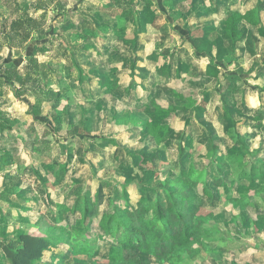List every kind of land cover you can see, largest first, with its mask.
Wrapping results in <instances>:
<instances>
[{"label":"rangeland","instance_id":"1","mask_svg":"<svg viewBox=\"0 0 264 264\" xmlns=\"http://www.w3.org/2000/svg\"><path fill=\"white\" fill-rule=\"evenodd\" d=\"M240 1L250 2L251 6L249 0ZM39 3L44 12L37 10ZM257 3L264 5V0ZM206 6L203 0H136L135 4L130 0H0V64L9 52L4 46L3 29L16 22L17 15L22 20L32 17L42 23L40 34L32 33L31 37L34 41L46 40L36 47L34 68L24 56V48L31 39L21 49H10L12 61H17L11 72L16 73L12 85L18 98L12 91V118H1L5 124L12 121L8 124L15 126L8 134L14 150L4 153L9 173L0 178L1 187L2 181L9 179V189L17 190L22 177L16 173L30 171L26 178L30 184L28 195L40 206L32 210L31 220L21 223L20 232L48 237L65 235L64 241L60 240L61 244L47 252L38 264L217 262L214 250L225 245L231 230L221 224L222 220L213 218L202 223L203 230L193 241L191 254L146 259L138 254L145 262L135 259L122 263L114 251L115 240L123 232L120 223L130 208L148 201L150 210H154L157 199L164 203L167 193L177 192L183 186L175 172L179 143H186L193 176L204 173L213 161L219 162V157L213 158L212 152L205 150L202 142L207 140L206 132L200 127L207 125L212 130L217 122L226 121L216 90L225 95V106L236 111L234 121L253 122L259 112L255 113V106L264 104V46L259 44L263 42L251 38L233 51L229 43L220 42L222 39L215 31H208L214 30L212 26L196 28L201 30L187 27L183 14ZM4 19L5 26L1 24ZM174 26H183L190 41L182 40ZM136 30L138 38L143 35V54L139 49L132 50ZM202 54L208 58L201 59ZM217 60H223L227 72L234 77L212 80L202 74L201 67ZM98 64L103 73L92 71L91 66ZM163 68L169 69L168 76L160 72ZM26 74L30 81L21 85ZM0 87L13 90L5 84ZM0 107L3 114L6 106L2 98ZM41 118L46 121L41 122ZM190 118L199 127L192 128L191 135L186 136L185 121ZM145 123L151 127H169L170 123L173 128L164 133L149 126L148 133L137 135L136 129ZM216 131L220 134L219 128ZM221 133L224 136L225 131L222 129ZM146 135L152 137L156 147L145 152L148 160L141 163L135 151ZM220 147L224 152L229 149ZM248 156L245 153L242 161L247 172L251 164L257 163ZM227 162L231 186L241 167ZM256 184L259 188L264 186ZM247 186L243 188L245 202L251 197L263 209L264 196H254L249 193L253 187ZM229 190L228 196L236 198L235 191ZM199 202L198 216L220 212L219 208ZM86 203L90 209L88 217ZM223 208L232 212L227 202ZM151 217L152 212L146 215L148 220ZM208 229L206 237L203 233ZM211 234L219 240L209 239Z\"/></svg>","mask_w":264,"mask_h":264},{"label":"trees","instance_id":"2","mask_svg":"<svg viewBox=\"0 0 264 264\" xmlns=\"http://www.w3.org/2000/svg\"><path fill=\"white\" fill-rule=\"evenodd\" d=\"M221 0L215 1V7H221ZM132 4H135L136 0H130ZM37 10H44L42 3L37 4ZM260 11L261 6L256 7L253 10H249L244 14L239 11H230L225 21L224 36L231 42V49L236 51V44L241 39L242 35L239 31V25L241 22H246L251 26H258L261 22ZM6 20L4 19L2 25L5 26ZM42 23L37 22L32 17H27L22 20L20 14L17 15V21L11 24V26H5V34L3 41L9 49H21L30 42L24 48V56L29 63H33V68L36 66L33 62V58L36 55V50L39 40H32L31 34H40L38 29ZM176 31L182 40L188 39V34H185L180 28H176ZM138 38L137 30L134 33V49L137 47L136 40ZM221 40L220 42H222ZM220 46V44H219ZM7 60V61H6ZM15 64L17 61L5 59L0 64V78H3L9 86L12 88L14 83L13 79L16 73L11 72L15 70ZM134 67V63L132 64ZM163 76H168L169 69L163 68L160 70ZM232 72H227L226 64L223 60H217V62L208 64L206 66V74L211 78L219 77H234ZM80 74V73H79ZM27 75V74H26ZM20 80V79H19ZM30 81L29 74L25 76L24 80L20 81L21 85L26 84ZM13 84V85H12ZM13 87L12 91L15 97L18 98V93ZM264 91V89H263ZM219 94L221 104L223 105V112L226 118L224 123L225 132L230 129H234L238 121H234L232 116L236 114L231 107L227 108L225 105V95L220 90H216ZM260 114V113H259ZM256 120L260 121L263 119V114L257 115ZM46 121L45 119L42 120ZM189 120L185 121V130L189 128ZM149 126L145 123L141 124L136 129V134L148 133ZM154 131H163L164 133H170V128L165 125L152 126ZM236 138L235 145L231 148L226 149V154H220L219 145L216 141L209 137L205 143L206 148L209 152H212L213 158L219 157V162H212L211 165L207 166L204 173L199 176H193V170L190 166L188 149L185 144H178V167L176 168V175L180 182L183 184L181 188L174 193H167L166 200L163 203L157 199L154 204V210H150L149 204L151 202H138L135 208H130V212H127L126 219L120 223L123 228V232L120 238H116V246L114 251L115 257L122 263L133 262L135 259L140 262L138 254L141 258L153 256L156 258H162L166 254L177 256L178 254H191V245L199 235V230L202 227L204 221L210 218L222 220L223 225L227 223L228 219L232 218V212L227 211L223 206L225 203L237 207L238 204L245 202L243 191L244 187L248 185V188L258 189L256 183L264 185V162L261 164H251L250 170L247 172L243 168L242 161H245V153L250 154L248 147H246L245 140L235 132ZM107 143H112L108 139ZM156 147V143L151 136L146 135L144 141L141 143V147L135 151L136 156L140 159L141 163L146 162L148 157L145 152L152 150ZM7 155L0 157V170L5 169L9 166V162L4 160ZM227 161L239 165L241 171L238 174L237 179L228 185L227 166L230 164ZM255 186V187H254ZM232 188L235 191L236 198H230L228 196L229 189ZM193 190H195L193 192ZM229 190V191H228ZM224 194V198L222 197ZM241 199V200H240ZM204 202L209 206H213L214 209H220V212L213 216L212 212H209L207 216H198L197 212L199 206L198 202ZM199 202V203H200ZM202 202V203H203ZM99 205V203L97 204ZM151 206V205H150ZM98 207V206H97ZM89 208L86 203L85 216H89ZM97 214L99 210H96ZM152 212V219H146V215ZM102 223V222H101ZM225 223V224H224ZM203 230V229H201ZM206 230L203 234L207 237ZM230 235V233H228ZM217 235V233H216ZM215 234L208 235L209 239L215 237ZM65 235L59 234L57 236H42L30 233H20L10 237L5 234L0 238V250L3 253L4 260L8 264H38L41 262L45 252H49L51 249H55L60 242L64 241ZM219 239V238H218ZM209 249V248H208ZM190 256V255H188ZM72 264H87L81 261H75ZM90 264H102V263H90Z\"/></svg>","mask_w":264,"mask_h":264},{"label":"crops","instance_id":"3","mask_svg":"<svg viewBox=\"0 0 264 264\" xmlns=\"http://www.w3.org/2000/svg\"><path fill=\"white\" fill-rule=\"evenodd\" d=\"M203 1H205V5H207L206 7H202V8L196 7L194 9H191L188 12V14L187 13L183 14V18L185 19V24H187V27H191V28L194 27L195 30H201L196 28L197 27L209 28V26H212L214 30H208V31H215L219 35V37H221L223 42L229 43L231 47V42L227 40L224 36L225 34L224 26L228 13L230 11L237 10L241 14H244L249 10H253L258 6H261L262 9V11H260L261 22L258 26L254 27L246 22L240 23L239 31L242 37L237 42L236 46L240 48L243 42L245 43L246 41H250L251 38L253 40L256 39L260 40L263 43H259V44L261 46H264V5L262 3H257L258 0H249L251 1V6H250V2L243 3L240 0H221L220 1L221 7L218 8L215 7L216 0H203ZM243 1L245 2L248 0H243ZM39 11L44 12V10H39ZM179 17L182 18V16L180 15ZM186 17L188 18L186 19ZM2 22L3 20H1V24ZM183 26L181 27L174 26L173 30H177L176 28H180L185 32V34H188V31ZM216 30H218L219 32H217ZM3 33L5 34V28L3 29ZM249 33L251 34L253 33V34L249 35ZM257 34L262 36H258ZM253 36L257 38H254ZM142 37L143 35H141L140 38H137L136 40L137 47H135V49L132 46L133 52L139 49L138 52L143 54L145 50L144 49L145 44L143 43V40H141ZM45 43L46 40H39L38 44H36L35 46L38 45L40 46ZM256 44H257L256 42L253 44V50H255V52L257 50ZM4 46L8 47L7 44H4ZM8 50L9 52L7 58H4L2 61H5V59L12 60L10 56V49ZM138 52L136 53L137 58H138ZM253 57H258V56L255 55ZM206 58H208L206 54L201 55V59L206 60ZM137 60L140 62L139 59ZM133 63L135 66L136 62L134 61ZM198 63L199 62H196L195 65H198ZM91 68L92 71L103 73V67L100 64H98L97 66L92 65ZM200 71L207 78H211L207 76L205 67L203 68L201 67ZM211 79L213 80L214 78ZM4 84L7 85V87L9 86V83H7L3 78H0V86ZM5 88L0 89V100L1 98L5 100V106H6L5 108L6 111L3 112V114H1L3 110L0 107V134H1L0 157H2L1 155H5L4 153L11 152V149L14 150V145L11 142L13 140H10L12 138H10V135L8 134L15 130V126H13L12 124H8L11 123L12 121H9L7 124H5V122L2 120L6 118H12L9 113L11 111L10 109L12 108V105L15 102V99L14 98L13 100L11 99V97L13 96L12 90ZM215 108L216 105L213 109ZM254 109H255V113L259 111L258 115L263 114L262 120L258 121L254 119V121L251 123H247L245 120H240L235 125V128L225 132L224 136H222L221 133L222 129L225 131L224 123L222 121L217 122L216 125L218 127L215 126L212 128V130L211 128H208L207 125L201 124L200 127H202L206 132V138H207L205 142H202L201 140L203 146L205 147V150L207 149L205 143L208 141V138L211 137L219 145L221 152L220 154H224V153L226 154V151L225 152L224 150L222 151L220 146L223 145L224 148L226 146L227 148H230L233 145H235L236 142V138L234 135V130H235V132H237L241 136V138L245 140L247 145H249V151L251 153L249 154L248 157H250L251 159H256L257 160L256 164L258 165L264 162V104H262V107L261 105H257L255 106ZM244 110L248 112L247 107H245ZM204 115L205 117L207 116L206 113ZM42 120H44V118H41V122ZM188 120L190 125L189 128L185 130V132L187 133L186 136L191 135L192 128L197 129L199 127L198 122L196 120H192L191 118ZM170 123L173 122L171 121ZM170 123L167 125L173 128V126H171ZM215 128L220 129V134L218 131H216ZM242 130L245 131L243 133H246V136L244 137ZM6 137L7 139H5ZM232 138L234 139L231 140ZM28 139L31 138H27V140ZM11 155L14 154L11 153ZM8 168L9 167L0 170V178L8 176L7 175L9 173ZM2 174H6V175H2ZM16 174L18 177H22L18 180L17 190H13L12 188L9 189V187H11L10 183L12 182V181L9 182L10 181L9 179H4L5 182L2 181L4 185L3 187H1V181H0V236L2 234H7L10 237H12L15 236L16 234L25 233L23 231L20 232L19 226H21V223H23V221L31 220L32 210L36 207L37 208L40 207L36 205V203L33 200H31V196L28 195L30 184L28 179L26 178H28V176L31 174L30 171L28 172L23 171L21 173H16ZM13 186L14 185L12 184V187ZM251 192L254 194V196H264V186L258 188L257 190L252 189L251 191H249V193ZM70 193L72 195L73 190H70ZM55 201L58 202V200ZM11 204H13V206ZM231 208H232L233 216L231 219L227 220L226 224L224 223L225 225H223L226 226L227 229L231 230V233L229 235L230 238L226 240L227 242L225 243V245L221 247L220 250L213 249L214 252L216 253L213 254V256L218 259L217 262H214L213 264H264V208L262 209L260 205L256 204L251 197H247V202H243L241 205L238 204L237 207H233V205H231ZM215 240L218 241L219 239L217 238ZM209 251L211 252L210 249ZM46 253L47 252L44 253L43 258L46 256ZM210 256H212V254ZM0 263L8 264L4 260L3 253L1 250H0Z\"/></svg>","mask_w":264,"mask_h":264}]
</instances>
